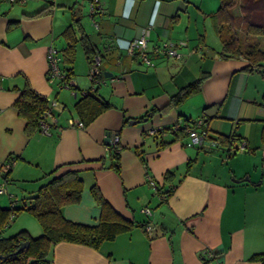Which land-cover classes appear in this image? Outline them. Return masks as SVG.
I'll list each match as a JSON object with an SVG mask.
<instances>
[{
    "label": "crops",
    "instance_id": "1",
    "mask_svg": "<svg viewBox=\"0 0 264 264\" xmlns=\"http://www.w3.org/2000/svg\"><path fill=\"white\" fill-rule=\"evenodd\" d=\"M89 1L0 2V205L28 203L50 171L77 170L84 187L77 204L62 208L67 219L98 222L100 208L90 192L95 183L133 225L96 248L56 242L48 264H264L262 67L246 68L243 57L223 58L221 42L212 47L207 32L216 10L212 0H98L97 28ZM70 25L76 35L82 30L89 35L104 56V71L112 72L94 85L111 106L82 127L68 119L81 120L74 104L92 85L84 52L82 72L72 66L75 95L46 75L47 49L51 46L61 56L67 43L63 32ZM143 27H149L146 54L152 64L125 50ZM166 41L184 42L176 46L180 59L153 51ZM259 43L264 48V37ZM199 76L203 80L196 92L169 105L172 95ZM26 81L48 97L56 118L49 135L39 130L27 136L26 119L13 106L16 88ZM151 108L156 109L151 116L136 121ZM198 118L207 130L200 146L185 145L187 135L177 139L169 132H150L175 122L190 125ZM112 132L121 146L119 172L110 166L106 141ZM222 136H232V141L211 144ZM240 141L243 149L237 148ZM167 190L161 199L158 191ZM145 206L150 215L141 211ZM12 220L15 225L6 226V237L20 230L33 237L42 233L25 210ZM147 224L154 225L155 234L146 230Z\"/></svg>",
    "mask_w": 264,
    "mask_h": 264
},
{
    "label": "trees",
    "instance_id": "2",
    "mask_svg": "<svg viewBox=\"0 0 264 264\" xmlns=\"http://www.w3.org/2000/svg\"><path fill=\"white\" fill-rule=\"evenodd\" d=\"M264 0H219L218 8L210 14L212 25L221 42L220 55L223 58L243 57L248 61L246 68H259L264 72V48L260 47L259 39L264 37V9H258V3ZM51 4V2H50ZM46 5L45 8L49 7ZM41 10L38 13H41ZM67 39L66 45L60 50L62 70L66 78L72 74V64L75 58V49L79 43L82 46L87 62L92 63L95 56L100 59L99 73L96 78L90 81L98 85L104 77L103 61L104 56L100 54L97 45L83 30L76 35L73 27L67 26L64 29ZM105 63V62H104ZM203 76H199L192 82L181 87L170 97L169 105H176L199 89ZM75 86L72 87L74 89ZM96 88L92 85L83 90L76 100L74 108L83 123L90 122L104 109L111 106L110 102L100 98L96 94ZM18 96L13 102L18 114L26 119L24 131L31 136L39 131L40 119L44 111L50 105L48 97L35 91L26 81L23 86L16 88ZM75 90V89H74ZM151 108L143 116L136 118V121L151 116L155 111ZM130 118H124V122ZM186 121V119H184ZM190 119H187L189 121ZM135 121V120H134ZM187 123L179 125L177 129L169 127L160 128L161 132H169L174 138H184ZM220 142L230 143L232 136L217 137ZM107 148L111 156V167L119 172V152L121 146L118 143L109 145ZM55 171L48 173V179L42 183L35 194L30 196L28 203H21L15 206L0 205V264H48V252L53 244L59 241H70L85 244L91 247H98L104 240L114 238L118 233L129 229L133 221L124 218L116 212L104 199L95 183L90 186V192L100 208L98 222L93 225L74 222L67 219L62 208L66 205L77 204L80 201L84 184L83 179L77 170H65L59 174ZM167 174L165 178H167ZM169 194V190L164 192ZM29 212L42 227V233L33 237L26 230H20L11 236H4L3 232L12 219L21 211ZM28 240V246L15 252L19 242Z\"/></svg>",
    "mask_w": 264,
    "mask_h": 264
},
{
    "label": "built area",
    "instance_id": "3",
    "mask_svg": "<svg viewBox=\"0 0 264 264\" xmlns=\"http://www.w3.org/2000/svg\"><path fill=\"white\" fill-rule=\"evenodd\" d=\"M2 1L8 2V3H14V4H23L27 0H0V2ZM99 8L100 7L98 4V0L89 1L88 12L91 16V23L93 27L95 28L98 27V22L96 21L94 14H96L100 10ZM148 34H149V27H143L140 34L137 37L132 38L128 42L125 50L127 54L131 56L139 55L141 59L145 61L147 64H152L146 54ZM179 44H184V42L174 43L171 41H166V42L161 43V45L155 46L153 48V51L160 55H166L168 57L180 59L181 55L176 49V46ZM47 60H48V67L46 71L47 78L49 80H52L53 78H57L59 80V87L69 89L72 95H75V90L72 89V87L75 86V83L73 82L71 78L65 77V73L61 70V67H60L61 56L58 54L57 50H55L51 46H49L47 49ZM99 65H100V59L98 56H95L87 71V77L90 81L94 80L96 76L98 75ZM92 89H94V84H92ZM55 121H56V118L52 114L51 108L49 107L42 114V117L39 123V126H40L39 130L42 133L49 135L51 133L50 127ZM68 122L70 125L76 124L79 127L83 126V122L80 120L75 121L72 118H69ZM179 125H180L179 122H175L172 125V129H177ZM202 126L204 128H201ZM150 132L153 134H156L157 132H160V128L152 129ZM162 133L164 132H161L160 134ZM186 134H187V140L184 142L185 145L187 146L202 145L204 141L206 140V136H207V130H206V125H205L204 120L202 118L195 119L192 122V124L186 127ZM107 141L109 145H115L116 143L119 142V135L114 132L108 133ZM219 143H220V140L217 138L211 141L212 145H219ZM244 146H245V143L243 141H240L237 148L243 149ZM237 148L235 147L234 149H237ZM9 166L10 164H7L6 168ZM148 183L152 188L158 190L157 182L149 178ZM158 193L161 199H165L167 196L164 192L158 191ZM141 211H143L144 213L148 215L151 214V208L148 206L143 207ZM145 228L147 231L152 233V235L155 234L153 224H147Z\"/></svg>",
    "mask_w": 264,
    "mask_h": 264
},
{
    "label": "rangeland",
    "instance_id": "4",
    "mask_svg": "<svg viewBox=\"0 0 264 264\" xmlns=\"http://www.w3.org/2000/svg\"><path fill=\"white\" fill-rule=\"evenodd\" d=\"M217 6H219V0H212V10L217 9L218 8ZM258 9L259 10L260 9H264V3H260L259 2L258 3ZM68 13L69 12H67L66 14L68 15ZM208 28H209V30H208ZM208 28H207V32H209L208 38H209L210 41H212V47L218 48L220 46V40L218 38V35L216 34L215 29H214L213 26L212 27H208ZM57 46H60V45L57 44ZM75 53H76L75 54V58H74V62L75 63L73 62L72 66L74 67L75 72L80 73V72H82L83 65H84L81 62L82 61L85 62V61H84L83 56H82V53H83L82 47L79 44L76 46ZM75 59H76V61H75ZM104 62L105 61H103V64H104ZM86 77H87V75H86ZM9 224H10L9 227L12 228L15 225L14 220H12ZM9 227H8V229H10Z\"/></svg>",
    "mask_w": 264,
    "mask_h": 264
},
{
    "label": "water",
    "instance_id": "5",
    "mask_svg": "<svg viewBox=\"0 0 264 264\" xmlns=\"http://www.w3.org/2000/svg\"><path fill=\"white\" fill-rule=\"evenodd\" d=\"M105 76H111L112 72L111 71H104ZM131 123L135 122L134 120H130ZM29 241L28 240H23L19 242L18 248L15 250V252H19L21 249L26 248L28 246Z\"/></svg>",
    "mask_w": 264,
    "mask_h": 264
}]
</instances>
